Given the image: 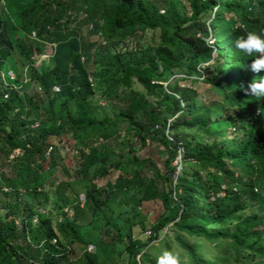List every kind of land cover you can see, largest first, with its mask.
<instances>
[{
    "label": "trees",
    "instance_id": "16d2710c",
    "mask_svg": "<svg viewBox=\"0 0 264 264\" xmlns=\"http://www.w3.org/2000/svg\"><path fill=\"white\" fill-rule=\"evenodd\" d=\"M184 3L0 0V70L15 52L32 64L53 46L51 64L29 73L37 119L0 78V264H113L119 248L128 264H157L172 241L186 257L175 264L264 256V97L247 91L264 70L248 68L258 54L232 47L264 29V0ZM194 83L222 102L200 99ZM96 92L122 106L111 119L91 113ZM153 142L161 166L137 156ZM58 167L65 179L43 185V172ZM111 173L103 186L94 181ZM74 180L91 181L82 196ZM125 190L136 196L114 207ZM74 245L83 248L76 257Z\"/></svg>",
    "mask_w": 264,
    "mask_h": 264
},
{
    "label": "rangeland",
    "instance_id": "374dc122",
    "mask_svg": "<svg viewBox=\"0 0 264 264\" xmlns=\"http://www.w3.org/2000/svg\"><path fill=\"white\" fill-rule=\"evenodd\" d=\"M175 3L178 9H180L181 11H186V4L184 3V0H175ZM80 16L83 17V14L80 13ZM81 30H82V35L87 38L89 35V25L82 22ZM100 42L104 43L102 39H100ZM42 49L44 51L42 55L38 54V55L32 56L33 61H34L32 64L28 63L24 57L18 54V52H15L12 57L13 61L10 62L13 64L5 65L2 68V73H6L8 70H11L16 76L15 79L5 77L4 84L13 85L14 87L17 88L18 91H20L19 99L17 101L19 111L22 114H24L26 110L29 109V111L31 112V116L36 119H37L36 105L40 99V96L36 92L37 90H36L35 84L30 81L29 73H30L31 67H35L37 69L40 67H45V66L47 67L48 65L51 64L50 59L52 57L53 46L50 44H47V45H44ZM213 56H215V54H213ZM201 71H202V66L197 67L196 74L192 75V77H197L201 73ZM177 76H181V75L179 74ZM172 78L173 77H170L169 80ZM165 84L166 83H164V85ZM187 84L188 82H182L181 84L182 88L186 87ZM192 86L198 89L200 99H206V100L214 99V100H217L218 102H222V100L219 99L220 98L219 96L218 97L216 96L215 98V96H213L209 92L202 90L198 83H194ZM29 96H33L35 98V101L31 105L27 104V97ZM208 103H210V101ZM89 104H90L91 113L95 117L101 120L111 119L119 111V109L122 108L120 104L111 103L105 100L99 92H96L89 97ZM38 125L40 126L39 129H41V124L37 120L34 126H38ZM162 137L172 140L171 135L168 134L167 131ZM116 141H117L116 138H113L110 141V144L114 145ZM69 152H71V149L69 150ZM137 156L151 157L152 159L156 160L160 166L162 165V160L165 157L162 146L157 142L148 143L146 147H144L141 151L137 153ZM10 158L12 159V156ZM175 164H176V161L173 162V165ZM115 175L116 174L111 173L102 179H98L94 181L99 186H103L106 180H113ZM63 179H65V177L62 175L58 167L55 170L48 169L45 172H43L42 179L40 181L43 185H51V184L54 185ZM90 182L91 181L74 180L72 181V185L74 186L75 189L78 190L79 196H82L83 191L87 187H89ZM4 190H7V189L4 188ZM261 192L263 193L264 189ZM133 195L136 196V193L134 190H125L119 194H114V197L112 199L114 207H117V200L121 198V196L123 199H127L129 197H132ZM10 199L11 198H9V200ZM5 203H6V196L3 195V193H0V211L1 212H3V207L5 206ZM49 208L55 211L54 202H48L46 209H49ZM44 209L45 208L41 207V210H44ZM137 231L138 230L135 229V233ZM166 235L167 234L162 233L160 238L163 237L165 239ZM156 242L157 241H155V243ZM172 243L174 244H172V249H171L172 253L170 254V256H172V258L176 260L178 263H183L184 261H186V257L183 255L184 250L181 247H179L174 241H172ZM82 250H83L82 247L74 245L73 246V257H76L77 255H79ZM127 261H128L127 254L123 253V249L119 248L118 250H116L113 256V261H112L113 264H128ZM257 264H264V256L260 260H258Z\"/></svg>",
    "mask_w": 264,
    "mask_h": 264
},
{
    "label": "clouds",
    "instance_id": "9594fccd",
    "mask_svg": "<svg viewBox=\"0 0 264 264\" xmlns=\"http://www.w3.org/2000/svg\"><path fill=\"white\" fill-rule=\"evenodd\" d=\"M232 47L244 56L258 54L251 60L248 68L253 72L264 70V29L259 32L255 30L248 31L242 36H237L232 41ZM247 91L252 95L264 97V75L258 81L251 80L247 85ZM157 264H175V260L165 252L157 261Z\"/></svg>",
    "mask_w": 264,
    "mask_h": 264
},
{
    "label": "built area",
    "instance_id": "2783aa9c",
    "mask_svg": "<svg viewBox=\"0 0 264 264\" xmlns=\"http://www.w3.org/2000/svg\"><path fill=\"white\" fill-rule=\"evenodd\" d=\"M32 36H34V33H32ZM5 77H9L11 79H15L16 76L15 74L11 71V70H8L6 73H2V70H0V78L3 80H5ZM53 90H58V87L57 86H53L52 87ZM176 165H177V171L180 170V155H178V158L176 159ZM8 190V188H6ZM16 222H18V220H15ZM53 244H56V239L53 238L52 241H51ZM88 250H91V246H88Z\"/></svg>",
    "mask_w": 264,
    "mask_h": 264
}]
</instances>
